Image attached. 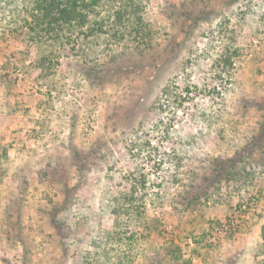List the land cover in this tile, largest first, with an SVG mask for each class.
Masks as SVG:
<instances>
[{
	"label": "rangeland",
	"instance_id": "1",
	"mask_svg": "<svg viewBox=\"0 0 264 264\" xmlns=\"http://www.w3.org/2000/svg\"><path fill=\"white\" fill-rule=\"evenodd\" d=\"M40 1L0 0V264H264V0Z\"/></svg>",
	"mask_w": 264,
	"mask_h": 264
},
{
	"label": "trees",
	"instance_id": "2",
	"mask_svg": "<svg viewBox=\"0 0 264 264\" xmlns=\"http://www.w3.org/2000/svg\"><path fill=\"white\" fill-rule=\"evenodd\" d=\"M49 1H51V0H41L40 1L41 3H43L46 6L43 9V11L46 12V15H45L46 17H45V21L37 19V21L35 22L36 25L43 26V24H44L47 26V28L52 29L55 26V24H59L58 21L64 20V22H71V16L74 17L76 15V13H74V12L71 13V4L68 7L64 3L63 0H52L50 3H49ZM76 6H77V2H74L72 7L75 8ZM35 23H34V26H36ZM30 30H31V32L36 31V29L34 27H30ZM262 235H263L262 237L264 240V227L262 230Z\"/></svg>",
	"mask_w": 264,
	"mask_h": 264
}]
</instances>
